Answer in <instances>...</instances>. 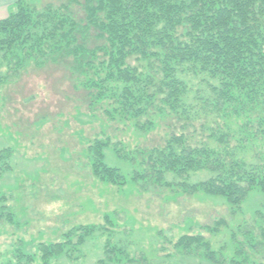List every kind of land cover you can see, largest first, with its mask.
<instances>
[{"label":"rangeland","instance_id":"obj_1","mask_svg":"<svg viewBox=\"0 0 264 264\" xmlns=\"http://www.w3.org/2000/svg\"><path fill=\"white\" fill-rule=\"evenodd\" d=\"M19 1L2 8L0 21L17 11ZM27 5L39 11L66 7L81 26L77 45L90 51L106 46L100 31L89 25L85 0H28ZM55 57L32 59L18 70L0 60V150L12 151L9 169L0 178V264H7L21 243L37 253L40 244L62 242L87 226L103 230L64 264H100L106 260L107 241L133 258L144 257L142 264H211L198 253L181 255L178 240L204 235L221 258H232L235 252L233 233L239 243L247 231L264 240V192L251 191L235 212L223 197L190 190L213 177L209 171L183 177L160 172V154L168 155L170 146L196 148L209 142L205 130L210 119L181 117L159 102L139 119L120 117L113 111L118 105L96 102L88 87L95 63L92 70L83 69L74 56ZM103 58L99 51L98 62ZM130 64L141 69L137 60ZM187 81L190 103L196 106L199 90L204 89L205 96L210 90L200 84L201 77L189 75ZM252 118L231 127L239 139L254 135V144L236 146L250 164L260 165L264 132L259 118ZM222 120H216L219 127ZM96 142L108 143L105 163L120 170L126 185L105 184L94 176L89 150ZM137 176L140 179L133 180ZM244 246L250 258L244 264H264V241L258 243V254Z\"/></svg>","mask_w":264,"mask_h":264},{"label":"trees","instance_id":"obj_2","mask_svg":"<svg viewBox=\"0 0 264 264\" xmlns=\"http://www.w3.org/2000/svg\"><path fill=\"white\" fill-rule=\"evenodd\" d=\"M27 1L20 0L17 11L0 21L1 61L18 70L32 59L47 61L67 53L83 69L92 70V63L96 64L88 87L96 102L112 100L118 105L113 111L120 117L139 119L158 102L181 117L204 115L210 119L205 130L209 142L196 148L170 146L168 155L160 154L164 169L160 172L183 177L192 171H209L213 177L190 190L223 197L235 212L251 191L264 192V162L250 164L236 146L245 148L246 142L254 144L256 138L247 134L239 139L231 127L256 116L264 132V0H85L89 25L106 40V46L94 51L76 44L81 26L66 7L52 11L48 6L39 11ZM99 51L105 57L101 62ZM131 60H137L141 69L132 66ZM189 75L201 77L200 84L210 90L208 96L199 90L200 106L190 103ZM219 118L225 119L222 127L216 122ZM107 145L96 142L90 148L92 172L105 184L126 185L120 170L105 163ZM11 154L10 149L0 150V178L9 169ZM80 230L62 242L40 244L37 253L21 243L7 264H64L103 228ZM238 230L242 232L241 227ZM247 232L240 243L232 234L236 244L232 258L219 257L201 234L185 235L175 246L181 255L198 253L211 264H244L250 261L244 244L258 254V243L264 241ZM105 259L100 264H142L146 260L131 257L110 241L105 245Z\"/></svg>","mask_w":264,"mask_h":264},{"label":"crops","instance_id":"obj_3","mask_svg":"<svg viewBox=\"0 0 264 264\" xmlns=\"http://www.w3.org/2000/svg\"><path fill=\"white\" fill-rule=\"evenodd\" d=\"M11 1L15 2L16 0H0V19H2L5 15V13L3 12L4 10L2 8L8 3H12Z\"/></svg>","mask_w":264,"mask_h":264}]
</instances>
